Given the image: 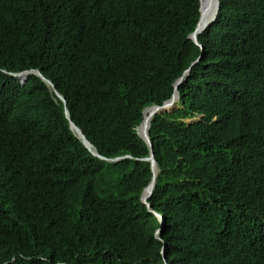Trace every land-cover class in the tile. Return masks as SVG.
I'll use <instances>...</instances> for the list:
<instances>
[{
    "label": "trees",
    "instance_id": "16d2710c",
    "mask_svg": "<svg viewBox=\"0 0 264 264\" xmlns=\"http://www.w3.org/2000/svg\"><path fill=\"white\" fill-rule=\"evenodd\" d=\"M219 1L202 52L199 0H0V264H264V0ZM197 58L150 122L163 254L136 130Z\"/></svg>",
    "mask_w": 264,
    "mask_h": 264
},
{
    "label": "water",
    "instance_id": "95a60500",
    "mask_svg": "<svg viewBox=\"0 0 264 264\" xmlns=\"http://www.w3.org/2000/svg\"><path fill=\"white\" fill-rule=\"evenodd\" d=\"M210 2V0H200V19H199V22H198V25L196 27V30L194 31V33L191 35L192 39L194 41H197L198 39V34L201 33L202 31H204L216 18V15L218 13V10H219V6H220V2L218 0V6H217V12H216V15L211 19V21L209 23H207L205 26L201 27L200 26V23H201V20L202 18L204 17V9L205 7L208 5V3ZM31 73H36L38 76H40L55 92V94L60 97L63 101L64 98L63 96L58 92V90L56 89V87L54 86L53 82L46 78L41 72L40 70H37V69H34V70H31L30 71ZM190 72V70H188L187 72L184 73V75L182 77H180L177 82L175 83L176 84V88L178 87V85L183 81L184 78H186V76L188 75V73ZM25 76L22 77L23 80H25ZM178 96V93L175 91V94L173 95V99L164 103V105L162 106H154L152 107L150 110H149V115H148V118H144L143 122L141 123V125L139 126L140 129H142V133L143 135L141 134L140 130H139V134L140 136H142L147 142L148 144L151 146V153H150V156L145 158L146 160L150 161L151 164H152V171H153V178H152V181L148 184V186L144 189L143 193H142V199L143 200H147L152 192H153V189L155 187V180H156V175H157V166H156V160L154 158V152H153V144H152V140L149 136V127H148V130H147V124L150 120V118L156 114L157 112H163V111H171L173 110L174 108V104H175V97ZM146 112V111H145ZM73 131L75 132V134L78 136V138L83 142V144L89 149V151H91L94 155H97V156H100L102 158H104L102 155H100L97 151L93 150V146H92V143L86 138V136L84 135V133L82 132V130L77 127V126H74L73 128ZM127 156H121V157H117L115 159H120V158H125Z\"/></svg>",
    "mask_w": 264,
    "mask_h": 264
},
{
    "label": "clouds",
    "instance_id": "9594fccd",
    "mask_svg": "<svg viewBox=\"0 0 264 264\" xmlns=\"http://www.w3.org/2000/svg\"><path fill=\"white\" fill-rule=\"evenodd\" d=\"M200 1V0H199ZM220 2V1H219ZM219 8H220V6H219ZM199 10H200V8H199ZM219 11V10H218ZM218 14V13H217ZM216 17H217V15H216ZM199 19H200V17H199ZM216 19V18H215ZM215 21V20H214ZM213 21V22H214ZM198 22H199V20H198ZM198 22H197V25H198ZM213 22L211 23V24H213ZM210 24V25H211ZM209 25V26H210ZM208 26V27H209ZM197 27V26H196ZM207 27V28H208ZM206 28V29H207ZM205 29V30H206ZM195 30H196V28H195ZM194 30V31H195ZM204 30V31H205ZM194 31L191 33V35L194 33ZM204 31H202L201 33H203ZM201 33H199V34H201ZM199 34H198V36H199ZM191 35H190V38L192 39V37H191ZM199 39V38H198ZM197 39V41H194L193 39V41L196 43V44H198V45H200L201 46V49H202V52H203V50H204V47L202 46V44L199 42V40ZM198 61H199V58H197V59H195L193 62H192V64L190 65V67L185 71V72H187L188 70H190V72H191V69H192V67L196 64V63H198ZM34 69H37V70H40V69H38V68H31V69H26V70H23V71H19V72H10L12 75H14V76H16V77H18L19 79H20V81H21V83L22 84H24L25 83V81H26V78H27V76H28V74H36V73H31L30 71L31 70H34ZM41 72V71H40ZM184 72V73H185ZM190 72L188 73V75L186 76V78H184L183 79V81L185 80V79H187L188 78V76L190 75ZM42 73V72H41ZM43 74V73H42ZM37 75V74H36ZM44 75V74H43ZM184 75V74H183ZM182 75V76H183ZM26 77L25 78V80H23L22 79V77ZM38 76V75H37ZM45 76V75H44ZM181 76V77H182ZM40 77V76H39ZM46 77V76H45ZM41 78V77H40ZM47 78V77H46ZM180 78V77H179ZM178 78V79H179ZM42 79V78H41ZM177 79V80H178ZM43 80V79H42ZM177 80L174 82V85H175V91L178 93L179 92V89H178V87H179V85L183 82H181L179 85H178V87L176 88V82H177ZM44 81V80H43ZM55 86V85H54ZM54 91V90H53ZM175 91H174V93H173V95L175 94ZM59 92V91H58ZM173 95H172V97L170 98V99H168V100H166L164 103H166V102H168V101H170V100H172L173 99ZM60 98V97H59ZM64 98V97H63ZM178 98H179V93H178V96L177 97H175V99H176V101H175V104H174V108H173V110H171V111H163V112H157L156 114H154L151 118H150V120H149V122H148V124H147V130H148V127H149V136H150V122H151V120L154 118V116L155 115H157V114H163V113H165V112H173L176 108H177V100H178ZM61 99V98H60ZM62 100V99H61ZM65 100V99H64ZM164 103L163 104H161V105H158V104H155V105H152V106H149V107H146L145 109H144V111H143V113H144V118H145V111H148V110H150L152 107H154V106H162V105H164ZM66 116H67V118H69L70 117V114H69V111H68V109H67V114H66ZM144 118H143V120H144ZM198 118V117H197ZM143 120H142V122H143ZM189 122H191L192 120H188ZM141 122V123H142ZM141 123H140V125H141ZM139 125V126H140ZM74 126H77V125H75L73 122L70 124V128H71V130L73 131V128H74ZM139 126L137 127V129L139 130ZM78 127V126H77ZM83 132V131H82ZM73 133L75 134V132L73 131ZM76 135V134H75ZM138 135L140 136V134L138 133ZM77 136V135H76ZM78 137V136H77ZM141 138H143L142 136H140ZM143 140H145L144 138H143ZM83 143V142H82ZM153 144V143H152ZM93 146V145H92ZM150 146V145H149ZM150 148H151V146H150ZM89 150V149H88ZM93 150H95V151H97L95 148H94V146H93ZM91 152V151H90ZM154 152V151H153ZM263 152H264V146H263ZM92 153V152H91ZM150 153H151V149H150ZM93 154V153H92ZM95 156H97V155H95ZM124 156H127V157H130V155H124ZM150 156V154L148 155V156H146V157H144V158H142L143 160H146L145 158H147V157H149ZM100 157V156H99ZM119 157H121V156H119ZM105 158V157H104ZM117 158V157H116ZM126 158V157H125ZM154 158H155V154H154ZM121 159V158H120ZM109 160H119V159H115V158H111V159H109ZM156 160V159H155ZM146 161H148V160H146ZM156 166H157V173H158V165H157V161H156ZM151 168H152V164H151ZM152 173H153V171H152ZM153 176H154V174H153ZM156 177H157V175H156ZM153 178V177H152ZM152 181V179L150 180V182ZM149 182V183H150ZM155 183H156V180H155ZM148 186V185H147ZM146 186V187H147ZM145 187V188H146ZM155 188V187H154ZM154 190V189H153ZM153 193V192H152ZM152 195V194H151ZM151 197V196H150ZM150 197L147 199V200H143L142 199V196H141V199H142V201H143V203H145L146 205H147V207L149 208V210L155 215V217L157 218V220H158V227L155 229V237L157 238V239H159V240H161L162 242H163V250H162V253L164 254V251H165V240L163 239V238H161V236H160V234H161V231H162V229H163V227L165 226V216L163 215V214H161L160 212H158V211H156V210H154L152 207H151V204H150V202H149V200H150ZM230 230L231 231H233L234 230V228H230ZM237 244V243H236ZM234 246H235V244H234ZM165 263L164 264H169L168 262H167V259H166V256H165Z\"/></svg>",
    "mask_w": 264,
    "mask_h": 264
},
{
    "label": "bare ground",
    "instance_id": "6f19581e",
    "mask_svg": "<svg viewBox=\"0 0 264 264\" xmlns=\"http://www.w3.org/2000/svg\"><path fill=\"white\" fill-rule=\"evenodd\" d=\"M217 6H218V0H210L208 5L204 9V17L202 18L201 23H200L201 27H203L207 23H209L211 21V19L216 15ZM148 115H149V110L146 111L145 118H148ZM139 130H140L141 134L143 135L142 129L139 128ZM139 130L138 129L136 130L137 133L139 132ZM145 142H147V141L145 140Z\"/></svg>",
    "mask_w": 264,
    "mask_h": 264
}]
</instances>
